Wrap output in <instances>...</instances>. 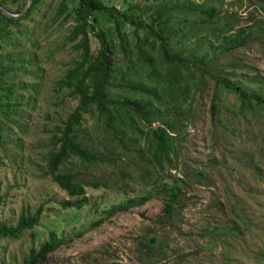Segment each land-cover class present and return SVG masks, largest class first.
I'll list each match as a JSON object with an SVG mask.
<instances>
[{
	"label": "rangeland",
	"instance_id": "rangeland-1",
	"mask_svg": "<svg viewBox=\"0 0 264 264\" xmlns=\"http://www.w3.org/2000/svg\"><path fill=\"white\" fill-rule=\"evenodd\" d=\"M0 1L12 11L26 3ZM101 1L134 13L147 24L163 0ZM191 1L215 7L230 33L246 28L241 34L247 40L216 53L214 68L208 75L223 71L231 82L240 81V87L250 95L264 99V0ZM62 2L71 4L72 0H41L27 18L9 28V37L0 43V59L5 63L13 59L20 66L19 70L7 68L1 78V84L13 85L19 106L17 114L0 124V223L15 225L22 212L33 213L41 208L39 222L19 239L0 238V264H23L30 248L38 247L50 231L61 242L43 264H264V111L238 113L233 93L215 90L210 79L188 83L187 70L180 74L182 80L173 89L176 106L169 112L166 99L159 106L162 112H168V120L181 113L183 117L181 126L170 131L173 149L165 155L163 165L154 159L151 138L130 133L134 149L124 152L104 134L97 117L86 114L81 142L99 151L105 163L82 166L77 173V179L84 183L86 204L81 208L61 205L64 199L82 198L69 197L51 180L45 166L53 130L76 106L68 91L57 95L52 91V82L80 53L68 38L76 23L73 17L57 16ZM150 5L154 7L149 9ZM96 16V30L105 28L115 45L120 77L125 74L124 53L119 48L116 23L103 13L96 12ZM185 18L186 14L178 13L182 25L187 24ZM195 18L193 26L202 32L201 23L206 18ZM119 27L126 33L130 58L136 64L129 75L137 77L135 81L141 80L147 67L137 60V46L133 45L139 38L137 45L141 44L145 54L158 57L159 51L153 45L158 47L160 40L149 27L136 32L135 26L127 22ZM90 38L96 53L100 41L94 32ZM31 41L35 42L32 47ZM217 41L213 40V45H219ZM29 54L32 62L26 64ZM186 89L190 92L185 99L190 100L193 90L195 100L184 109L182 91ZM120 90L114 87L110 92L132 94ZM212 102L219 111L214 117L210 113ZM159 125L163 122L152 127ZM69 159L68 170L76 163L72 157ZM123 173L127 176L126 194L109 187L112 179ZM94 181L100 185L93 186ZM175 181L182 193L173 213L166 214L168 197L163 184ZM147 192L151 198L144 204L110 212L111 206L126 197Z\"/></svg>",
	"mask_w": 264,
	"mask_h": 264
},
{
	"label": "trees",
	"instance_id": "trees-1",
	"mask_svg": "<svg viewBox=\"0 0 264 264\" xmlns=\"http://www.w3.org/2000/svg\"><path fill=\"white\" fill-rule=\"evenodd\" d=\"M41 0H31L24 14L18 18L8 17L0 9V43L6 40L9 35V28L17 25L20 20L27 18L31 10ZM0 4L11 12L19 13L25 2L20 4L16 11H12L4 1ZM152 5H150L151 9ZM69 9V10H67ZM96 12L105 14L108 20H114L119 36V48L124 60V75L118 77L116 57L113 47V40L108 38L105 28L96 25L99 23ZM179 14H186L187 24L182 25L178 20ZM64 15L73 17L76 22L68 34V38L78 50L79 55L74 59L65 73L52 82V91L56 95L68 91L69 96L76 100L75 108L68 114L60 126H56L50 138V149L47 150L45 166L51 180L59 185L69 197L82 196V198L72 201L64 199L61 201L63 207L74 206L81 208L87 202L84 183L77 179L78 171L82 166H90L95 163H105L104 156L92 147L81 142L80 130L86 114L97 117L98 126L102 125L104 134H108L113 143L117 144L122 151H131L134 145L129 142L132 132L152 139L154 159L162 166L165 155L171 152L174 136L170 131L181 126L182 113L175 116L173 120L167 119L168 112H162V99L169 102L166 108L170 112L176 106V85L182 80V72L187 70L186 80L193 85L199 80H212L214 89L230 91L238 102V113L244 111H264V99L252 96L245 89L240 87V81H230L223 71H216L215 74L208 75L213 70L215 64L214 55L221 50H230L243 44L245 36L241 33L246 28L238 29L230 33L226 24L222 23L218 17L217 9L213 6H205L203 2H192L191 0H163L152 13V22L143 24L138 15L120 11L114 6H109L101 0H72L71 4L62 2L59 5L57 16ZM206 19L202 21L203 29L206 31L197 32L193 24L196 16ZM126 22L135 26L134 31L141 27H149L160 40L157 48L159 56L145 54L140 39H136L133 46H137L136 58L145 65L143 78L135 81L129 73L134 70L135 62L131 60L129 54L128 40L126 33L120 29L121 24ZM157 23L159 28H156ZM209 27H208V25ZM91 32H94L100 45L96 53L91 48ZM249 33V32H248ZM175 40V41H174ZM213 40H218L219 45H213ZM247 40V39H246ZM245 40V41H246ZM217 41V42H218ZM16 44V43H15ZM1 45V44H0ZM35 42L31 41L30 47ZM5 63L0 59V124L10 120L12 115L17 114L16 108L19 101L15 95L12 84H1L5 70H19L20 66L14 60ZM26 64L32 62V54L25 58ZM5 63V64H4ZM127 73V74H126ZM138 73H136V76ZM165 75V76H164ZM166 77V79H164ZM120 80L121 82H118ZM122 82H127L123 84ZM158 83L163 86L159 87ZM173 86V87H172ZM123 89L131 92L127 94L112 95L110 89ZM175 87V88H174ZM195 89V88H194ZM123 90H120L121 92ZM189 90L182 91V95L188 96ZM119 93V92H116ZM195 100V91L191 90V98L183 100V108H189ZM164 102V100H163ZM214 102V101H213ZM212 102L210 113L212 117L219 114L217 105ZM160 106V107H159ZM157 122L163 125L152 127ZM2 126V125H1ZM145 127V131L141 128ZM2 132L7 133L3 127ZM3 133L0 131V145L3 143ZM20 143L16 142V146ZM69 157L75 159V164H70V170L65 169L71 162ZM121 175V176H120ZM118 174V178L112 179L110 188H117L124 194L128 193L126 174ZM176 183H164L163 187L167 193L165 199V212L172 214L175 208V201L179 200L182 193L181 185ZM99 182L94 181L93 186L98 187ZM151 198L150 192L141 196H128L117 204L111 206L110 212L124 211L131 207L142 205ZM41 208H37L33 213L22 212L15 225L5 222L0 223V238L10 240L19 239L27 229L34 227L40 219ZM152 242L155 239H151ZM55 232L50 231L46 240L38 247H31L28 255L24 258L23 264H43L48 258L49 252L55 250L60 244Z\"/></svg>",
	"mask_w": 264,
	"mask_h": 264
},
{
	"label": "water",
	"instance_id": "water-1",
	"mask_svg": "<svg viewBox=\"0 0 264 264\" xmlns=\"http://www.w3.org/2000/svg\"><path fill=\"white\" fill-rule=\"evenodd\" d=\"M30 2L31 0H26V3L24 4L22 10L19 13H13L10 10H8L6 7L2 6L1 4H0V9L10 18H18L25 12Z\"/></svg>",
	"mask_w": 264,
	"mask_h": 264
}]
</instances>
